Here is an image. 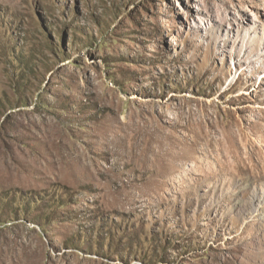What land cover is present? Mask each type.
<instances>
[{
	"label": "rangeland",
	"instance_id": "obj_1",
	"mask_svg": "<svg viewBox=\"0 0 264 264\" xmlns=\"http://www.w3.org/2000/svg\"><path fill=\"white\" fill-rule=\"evenodd\" d=\"M0 264H264V0H0Z\"/></svg>",
	"mask_w": 264,
	"mask_h": 264
},
{
	"label": "bare ground",
	"instance_id": "obj_2",
	"mask_svg": "<svg viewBox=\"0 0 264 264\" xmlns=\"http://www.w3.org/2000/svg\"><path fill=\"white\" fill-rule=\"evenodd\" d=\"M214 166L216 167V165L213 163V166L212 167H214Z\"/></svg>",
	"mask_w": 264,
	"mask_h": 264
}]
</instances>
